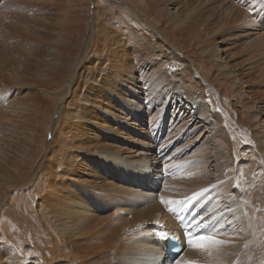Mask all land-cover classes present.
I'll list each match as a JSON object with an SVG mask.
<instances>
[{
	"label": "bare ground",
	"instance_id": "6f19581e",
	"mask_svg": "<svg viewBox=\"0 0 264 264\" xmlns=\"http://www.w3.org/2000/svg\"><path fill=\"white\" fill-rule=\"evenodd\" d=\"M113 1L0 0V264H264V0Z\"/></svg>",
	"mask_w": 264,
	"mask_h": 264
},
{
	"label": "rangeland",
	"instance_id": "374dc122",
	"mask_svg": "<svg viewBox=\"0 0 264 264\" xmlns=\"http://www.w3.org/2000/svg\"><path fill=\"white\" fill-rule=\"evenodd\" d=\"M105 1V2H104ZM115 1H117V2H121L120 0H115ZM108 5V7H110V6H114V1L113 0H99V11H101V7H100V5L102 6V5ZM113 4V5H112ZM90 7H91V5H90ZM130 9V8H129ZM107 11V10H106ZM128 11V10H127ZM125 12V11H124ZM215 97V102H216V106H215V108L219 111V112H223V116H224V121L226 122L225 124H227V122L229 123V120L231 119V117H230V112H229V110H228V108H227V106H226V103H225V101H224V99H220V97H218V96H214ZM55 108V107H54ZM54 108H53V110H54ZM223 109V110H222ZM52 110V111H53ZM221 110V111H220ZM227 117V118H226ZM238 133H239V135H238ZM240 136V137H239ZM242 136H244L243 135V132L241 133V131H237V137H239L242 141H243V139H242ZM41 152V151H40ZM39 152V153H40ZM21 194L20 195H22L23 194V192H20ZM32 202V201H31ZM1 217H3V215L1 214ZM182 226V228H184V224H182L181 225ZM1 238V237H0Z\"/></svg>",
	"mask_w": 264,
	"mask_h": 264
},
{
	"label": "snow or ice",
	"instance_id": "6c2138e0",
	"mask_svg": "<svg viewBox=\"0 0 264 264\" xmlns=\"http://www.w3.org/2000/svg\"><path fill=\"white\" fill-rule=\"evenodd\" d=\"M162 238H167L166 236L165 237H162ZM201 240H205V239H211V237H200Z\"/></svg>",
	"mask_w": 264,
	"mask_h": 264
}]
</instances>
